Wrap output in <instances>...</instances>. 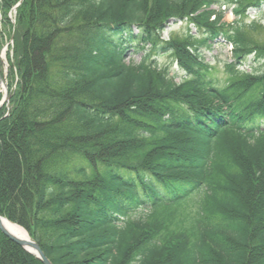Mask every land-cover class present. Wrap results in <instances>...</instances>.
Wrapping results in <instances>:
<instances>
[{"label": "trees", "instance_id": "16d2710c", "mask_svg": "<svg viewBox=\"0 0 264 264\" xmlns=\"http://www.w3.org/2000/svg\"><path fill=\"white\" fill-rule=\"evenodd\" d=\"M216 4L0 0V216L51 264H264V0ZM0 264L42 263L0 232Z\"/></svg>", "mask_w": 264, "mask_h": 264}, {"label": "rangeland", "instance_id": "374dc122", "mask_svg": "<svg viewBox=\"0 0 264 264\" xmlns=\"http://www.w3.org/2000/svg\"><path fill=\"white\" fill-rule=\"evenodd\" d=\"M217 4L212 7L213 10L217 12L223 13V22L224 23H232L235 20V16L232 13L233 8L235 7V1L231 0H216ZM14 15V14H13ZM13 19V16H11ZM247 23L249 22H264V19H260L257 17H254V15L249 14L248 18L245 19ZM188 28L190 29L189 34L192 36L196 35V31L194 27L191 25H188L187 22H175L171 21L168 26L165 29V32L163 33L162 37L164 39H168L170 36H173L175 38H178L179 40H182L186 34L188 33ZM2 33L8 32V28L4 27L3 25L0 27ZM261 34L260 36L264 37V31L260 30ZM5 44L3 48L0 51V60H1V66H0V74L3 76L4 79H7L8 75V61L6 59L7 50L5 49V45H11L12 41L5 40ZM5 51V52H4ZM205 61L209 63L212 68H214V74L220 78L224 76L223 74V68L224 65L227 63H230L232 61V58L230 59V54H228L227 49H225L223 46H213V48L210 51L204 52ZM138 60V57L135 58ZM159 65L160 66H166L171 74V76H176V81L178 82L181 74L178 70V67L175 63L172 62V59L168 56H162L159 58ZM246 73H249L248 69L246 70ZM7 81V80H6ZM0 96H4V93H1ZM195 197L188 200L186 203L187 208H192V202H194ZM20 227V226H19ZM23 229V228H22ZM24 230V229H23ZM25 231V230H24Z\"/></svg>", "mask_w": 264, "mask_h": 264}, {"label": "water", "instance_id": "95a60500", "mask_svg": "<svg viewBox=\"0 0 264 264\" xmlns=\"http://www.w3.org/2000/svg\"><path fill=\"white\" fill-rule=\"evenodd\" d=\"M3 84V89L5 91V97L0 102V105L4 102H8V95H7V85L4 83L1 75H0V85ZM7 220L0 216V232H2L8 239H10L12 242L16 243L20 247H22L24 250L29 252L30 254L34 255L42 264H51V262L48 260V258L45 256L39 245L28 236V240L19 239L11 234H9L3 227H2V221Z\"/></svg>", "mask_w": 264, "mask_h": 264}, {"label": "bare ground", "instance_id": "6f19581e", "mask_svg": "<svg viewBox=\"0 0 264 264\" xmlns=\"http://www.w3.org/2000/svg\"><path fill=\"white\" fill-rule=\"evenodd\" d=\"M3 90V84L1 83L0 85V92H2ZM2 227L11 235L19 238V239H23V240H28V236L26 234V232L21 229L18 225L13 224L12 222H10L9 220H3L2 221Z\"/></svg>", "mask_w": 264, "mask_h": 264}]
</instances>
